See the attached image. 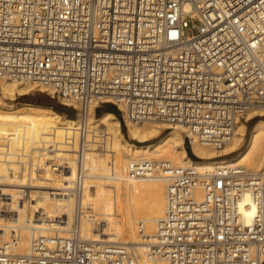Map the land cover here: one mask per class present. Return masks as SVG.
Masks as SVG:
<instances>
[{
  "label": "built area",
  "instance_id": "obj_1",
  "mask_svg": "<svg viewBox=\"0 0 264 264\" xmlns=\"http://www.w3.org/2000/svg\"><path fill=\"white\" fill-rule=\"evenodd\" d=\"M0 78L33 83L73 106L78 121L63 142L51 134L15 147L0 181V264H264V175L128 160V178L165 180L163 215L139 251L107 239L86 163L91 106L182 125L217 149L238 120L264 116L246 118L264 110V0H0ZM42 190L72 200L71 212L48 216ZM22 223L32 233L17 254ZM138 232L147 237L142 223Z\"/></svg>",
  "mask_w": 264,
  "mask_h": 264
},
{
  "label": "bare ground",
  "instance_id": "obj_2",
  "mask_svg": "<svg viewBox=\"0 0 264 264\" xmlns=\"http://www.w3.org/2000/svg\"><path fill=\"white\" fill-rule=\"evenodd\" d=\"M32 88L33 83L0 78V102H3L4 98L13 99ZM118 106L124 108L121 104ZM255 113L264 114V110H251L246 114V118H251ZM123 115L128 136L139 143L124 137L118 117L113 113L103 112L97 116L94 114V107L91 106L88 115V126L92 130L88 136V141L92 143L88 148L86 161L88 184L95 187L90 190L89 195L96 206L95 218L106 224L108 240L132 244L137 250L142 251L144 243L153 240L157 221L165 209L164 178L159 176L128 178L125 168L128 160L132 158L165 159L179 166H191L198 171L240 166L245 167L251 175H264V118L253 123L244 146L235 155L217 158L239 148L244 139L245 121L238 120L231 141L217 149L199 141L182 125L169 126L165 122L150 119L137 122L129 118L125 111ZM26 116L30 119H26ZM77 124L75 117H62L52 108L32 107L30 110L21 108L17 112L0 109V181L1 179L3 182L6 181L9 167L18 157L15 147L21 143L25 146H36L38 142L46 141L51 134L63 142L67 135L75 133ZM98 124H102L106 133L103 129L97 128ZM168 127L166 132L160 134ZM183 132L190 136V148L198 159H191L186 153ZM102 134L104 146L100 141ZM152 138L155 139L151 140ZM3 140L8 142L2 143ZM71 169L69 175L74 173V166ZM57 183V186H63L61 179H58ZM52 199L51 204L43 197V206L48 216H55L57 212H71L72 200L54 197ZM241 207L249 223L254 216L255 206L248 196L243 200ZM90 221L91 218H88L84 226L88 237L91 234ZM139 223L144 225L146 238L138 232ZM52 228L60 227L55 224ZM19 229V240L14 251L17 254H26L32 233L31 226L22 223Z\"/></svg>",
  "mask_w": 264,
  "mask_h": 264
},
{
  "label": "rangeland",
  "instance_id": "obj_3",
  "mask_svg": "<svg viewBox=\"0 0 264 264\" xmlns=\"http://www.w3.org/2000/svg\"><path fill=\"white\" fill-rule=\"evenodd\" d=\"M24 95H31V96H34V97H36V98H39V97H44L46 100H48L49 102H52V103H57V104H61V102H59L55 97H53V96H51L50 94H48V93H46L45 91H42V90H40V89H35V88H32V89H30L28 92H26V93H24V94H19V95H16L15 96V98H13V99H7V98H4V100H3V102H0V109H3V110H9V111H18L19 109H21V108H24V109H27V110H30L32 107H38V108H45V107H43V106H36V105H33L31 102H27V101H25V99L23 98V96ZM105 104V103H104ZM104 104H102V105H104ZM106 104H112V103H110V102H108V103H106ZM100 106V107H98L97 108V110H96V112L97 113H100V112H102L103 110H104V107L103 106ZM113 105V104H112ZM47 108V107H46ZM67 112H68V115H70V116H68V115H64V114H62V113H60L61 115H62V117H75V109L73 108V106H68L67 105ZM117 115H119V118H120V120H121V124H120V120H119V124H120V126H121V129H122V132H123V135H124V137H126L129 141H132V142H138L139 143V141H137V140H135V139H132V138H130L129 136H128V134H127V132H126V126H125V122L123 121L122 122V119H121V117H120V112L117 110ZM97 115V114H96ZM262 115H264V114H262ZM26 119H30L29 118V116H26L25 117ZM256 120H258V119H256ZM255 120V121H256ZM254 121V119H252L251 121H250V123H249V126L250 127H252V125H253V123L255 122ZM97 128H101V129H103L104 130V127L102 126V124H98V127ZM169 129V127L168 128H164L163 130H162V132H161V134L162 133H164V132H166L167 130ZM104 132L106 133V131L104 130ZM247 135H248V133H247ZM103 134L100 136V141H102L103 140ZM187 135L186 134H184V132H183V144L186 146V142H187V144H189V148H190V142H188V140H187V137H186ZM102 138V139H101ZM244 138V137H243ZM153 139H155V138H152L151 140H153ZM5 141L6 142H8L7 140H3L2 141V143H5ZM150 141V140H149ZM149 141H147V142H149ZM246 141V140H245ZM1 143V145H3ZM242 143V142H241ZM101 144L104 146V141H102L101 142ZM244 146V145H243ZM242 146V147H243ZM1 147V146H0ZM241 147V148H242ZM239 148H240V146H239ZM238 148V149H239ZM238 149H236V150H234L233 152H231V153H229L228 155H220V156H217V158H220V157H229V156H233V155H235L237 152H238ZM190 151H191V153L198 159L199 157L197 156V155H195L193 152H192V150H191V148H190ZM189 156V155H188ZM190 157V156H189ZM191 158V157H190ZM192 159V158H191ZM102 163H103V161H102ZM5 190L6 191H11V189H9L8 188V186H6L5 187ZM42 196L43 197H45V200L48 202V200H49V202L48 203H53V199H52V197L51 196H49L48 195V193L46 192V191H43L42 190ZM49 197V198H48ZM51 200V201H50ZM57 213H60V212H57ZM95 217V216H94ZM97 217V216H96ZM19 250V249H18ZM20 252H23V251H20Z\"/></svg>",
  "mask_w": 264,
  "mask_h": 264
},
{
  "label": "trees",
  "instance_id": "obj_4",
  "mask_svg": "<svg viewBox=\"0 0 264 264\" xmlns=\"http://www.w3.org/2000/svg\"><path fill=\"white\" fill-rule=\"evenodd\" d=\"M23 98L25 99V101L27 102H31L33 105H36V106H43V107H47V108H52L54 109L55 111L59 112V113H62V112H66L67 115H68V112H67V107L63 104H57V103H52V102H49L48 100H46L44 97H39V98H36L34 96H31V95H24ZM109 111H116L117 112V109L115 106H113L112 108H108ZM103 112H105V110H103L102 112L100 113H97V116H99L100 114H102ZM70 116V115H68ZM119 116V115H118ZM260 118H264V116H260V117H255L253 118L254 121L256 119H260ZM123 122V120H122ZM120 125V124H119ZM121 128V126H120ZM251 128V127H250ZM249 128V130H250ZM122 130V129H121ZM249 132V131H248ZM186 149L188 151V155L192 158V159H197L190 151V148H189V144H187L186 142Z\"/></svg>",
  "mask_w": 264,
  "mask_h": 264
},
{
  "label": "crops",
  "instance_id": "obj_5",
  "mask_svg": "<svg viewBox=\"0 0 264 264\" xmlns=\"http://www.w3.org/2000/svg\"><path fill=\"white\" fill-rule=\"evenodd\" d=\"M61 104H63V103H61ZM63 105H65L66 107H67V104H63ZM68 106H70V105H68ZM103 107H104V110H105V112H111V113H113L114 115H116L117 117H118V122H119V120H120V118H119V116L117 115V113H116V111H109V109L108 108H112L114 105H112V104H104V105H102ZM62 114H64V115H67V113L66 112H62ZM252 120V119H251ZM251 120H249V121H245L244 122V124H245V134H244V139H243V141H242V143H241V145H240V148L244 145V143H245V140H246V138H247V133H248V131H249V128H250V126H249V123H250V121ZM120 124H121V120H120ZM161 134V133H160ZM185 146V145H184ZM239 148V149H240ZM238 149V150H239ZM185 150H186V153L188 154V151H187V149H186V146H185ZM235 152V151H234Z\"/></svg>",
  "mask_w": 264,
  "mask_h": 264
}]
</instances>
